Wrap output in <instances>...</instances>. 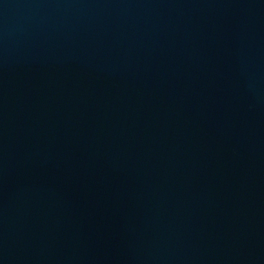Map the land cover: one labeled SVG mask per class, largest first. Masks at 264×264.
Instances as JSON below:
<instances>
[{
  "label": "water",
  "instance_id": "95a60500",
  "mask_svg": "<svg viewBox=\"0 0 264 264\" xmlns=\"http://www.w3.org/2000/svg\"><path fill=\"white\" fill-rule=\"evenodd\" d=\"M0 264H264V0H0Z\"/></svg>",
  "mask_w": 264,
  "mask_h": 264
}]
</instances>
